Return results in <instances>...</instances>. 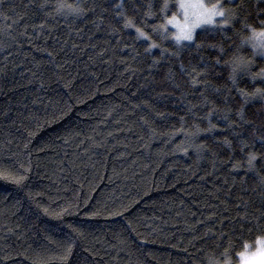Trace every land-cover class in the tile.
I'll return each instance as SVG.
<instances>
[{
  "label": "trees",
  "instance_id": "1",
  "mask_svg": "<svg viewBox=\"0 0 264 264\" xmlns=\"http://www.w3.org/2000/svg\"><path fill=\"white\" fill-rule=\"evenodd\" d=\"M45 2L0 3V174L16 178L31 169L29 182L48 200L42 206L55 201L53 208L56 204L68 208L73 213L65 217L69 224L75 225L96 212L103 214L97 217L103 228L105 216L117 218L115 214L123 212L131 235L122 232L111 237L100 231L99 244L96 238H89L86 247L97 264L100 260L103 264H238L245 245L253 247L257 240H264V186L254 178L255 173L246 171L247 155L255 152L262 157L264 152L258 144L251 147V136L246 137L249 147L243 154L231 135V150L211 144L208 123L200 119L205 116L200 110L202 101L184 74L193 67L211 72V67L204 69L199 59L187 62L189 42L177 46L172 38L177 31L172 25L164 34L152 30L165 24L159 18L156 0H130L139 11L134 13L126 5L128 19L135 24L128 29L123 21L116 22L112 7L107 8L102 23L100 17L93 18L100 24L97 28L92 20L65 19L54 10L47 15L39 10ZM56 2L47 0L49 4ZM97 2L108 4V0ZM167 2L169 18L178 17V4L183 0ZM150 3L153 14L143 19L148 11L145 5ZM245 5L243 12L237 10L245 19L233 23L235 32L225 33L230 40L212 36L203 39V29H196V42L216 47L201 52L193 48L191 54L205 57L211 65L219 58L222 46L229 50L225 60L239 56L252 61L251 74L237 78L238 87L251 93L264 88V81L253 83L251 79L264 68V57L253 56L247 45L241 47V37L249 35L244 22L259 30L257 17L264 18V0H245ZM136 27L158 45L150 57L145 51L148 44L136 39ZM178 47L184 49L179 58L165 61L161 49L177 52ZM133 50L134 55L121 54ZM152 60L164 66L153 67ZM54 64L65 80L67 72L73 76L92 73L98 78L71 112L65 106V89L54 79ZM230 74L226 66L223 79L212 78L211 83L222 90L230 89L235 96ZM169 80L179 84V90H174ZM52 89L59 93L54 100L49 95ZM208 99L215 101L211 95ZM42 101H52L50 112H43L47 104ZM215 103L221 114L234 118L235 107ZM188 107L198 118L187 113ZM261 108L258 101H253L245 112L249 120L264 129V119L258 115ZM33 116L39 117L38 125L33 123ZM212 124L218 129L226 127L215 114ZM76 125L79 136L68 137V144L61 143L57 133ZM197 127L201 130L198 137ZM261 134L256 131L257 136ZM225 135L215 133L218 141ZM50 137H56L57 143H46ZM193 142L205 145L215 159L207 152L198 159ZM42 146L50 150L41 151ZM232 165L240 167L245 175H230ZM256 168L264 176L259 160ZM4 187L11 189L12 185L0 183V188ZM11 213L10 206L0 203V256L7 249L11 257L5 256L6 264H73L78 251L75 248L72 256H65L62 245L42 249L33 243L32 234L23 240L9 235L5 241L7 232L20 227ZM52 239L58 241L57 237Z\"/></svg>",
  "mask_w": 264,
  "mask_h": 264
},
{
  "label": "snow or ice",
  "instance_id": "2",
  "mask_svg": "<svg viewBox=\"0 0 264 264\" xmlns=\"http://www.w3.org/2000/svg\"><path fill=\"white\" fill-rule=\"evenodd\" d=\"M259 2V0H258ZM2 3V0H0ZM235 5V9L226 8L225 5ZM126 5L131 6L134 13L139 10L136 8L134 3H130V0H108L107 6L98 3L97 0H57L55 4L47 3L40 5V11L45 12L47 15H51V11L54 10L57 16L64 17L65 19L71 17L74 20H80L84 22L85 19L92 20L93 24L99 28L100 24L97 23L94 17H100V23L106 18L107 8L112 7L114 12H116V22L119 23L123 21V27L125 29L135 27V24L128 19ZM156 6L160 7L161 16L160 19L165 20V24L152 29L160 34H164L168 31V25H172L177 29V34L172 38L175 40L176 45L180 46L184 41H188L189 44L186 46L188 49V54L185 59L189 64L192 63L193 59H199L201 62V67L204 69L211 67L212 71H197L196 67H193L191 71H185V75L192 89L198 93V97L202 101L200 110L205 112L204 117H200L201 122L207 121L208 129L207 132L211 134L209 140L211 144L215 145L217 148H226L231 150L233 148L232 140L228 139V135H231L232 139L236 141V146L239 148L240 152L243 154L244 149L248 148L249 145L246 143V137L251 136L254 138L251 147L259 145L261 152H264V129H261L254 121L247 118L245 108L248 104L253 101H258L262 108L259 110L258 115L261 119H264V88H255V91L249 93L237 85V78L244 75L251 74L252 61L245 60L242 57H235L233 60H225L229 54V50L224 47H219L218 55L219 58L215 60L214 63L209 64L205 57H193L191 52L194 48L197 52L206 50L207 48H215L216 45L211 44H200L197 41L196 29H203V39H207L212 36L215 39H225L230 40L229 37L225 35L227 31L235 32V28L232 26L233 23H240L244 20V17H239V12L245 10V0H183L178 4L179 9L182 12V21L176 15H172L169 18V3L167 0H156ZM148 11L143 15V19H147L151 16L153 4L145 5ZM189 9H196L191 14H189ZM99 10V11H98ZM118 10V11H116ZM239 10V12L237 11ZM239 17V18H238ZM219 18V20H218ZM258 28L252 27L250 24L244 22L243 28L249 32L246 37H241V47L247 45L252 49L253 56L264 57V18L257 17ZM43 28V25L41 26ZM136 39L144 40L148 46L146 48V55L151 56L154 48L158 47L155 43L150 42V37L140 27L135 28ZM117 35L118 33H112ZM168 37L165 36V39ZM78 47V46H77ZM183 48L178 47L177 52H168L165 49H161V55L165 58V61L172 58H179V53L183 51ZM122 55H134V50L132 52L125 53L122 51ZM49 58L51 59V54L49 53ZM102 55V54H101ZM224 61L222 64L221 61ZM153 67H163L158 60L150 61ZM264 63V60L261 61ZM229 67L231 69V74L228 79L231 81L233 87L236 89V95H231L230 89H221L216 87L211 83L212 78L223 79V72L225 68ZM183 68V64H181ZM219 68L220 71H215ZM53 71L56 72L54 79L57 84H60L62 88L65 89V106L69 109V112L73 109L80 96L87 95L91 92V86L94 85L98 78L92 73H85L81 75L77 73L73 76L71 72H67V79L57 72V66L53 65ZM134 74V73H132ZM151 75V72H149ZM163 75V73H161ZM171 77V74H169ZM174 79V77H172ZM252 82L255 83L256 80L264 81V68H260L258 73L251 76ZM171 84V80L168 81ZM174 90H179V84H171ZM45 85H41L43 89ZM51 88V85H47ZM56 89H52L49 95L53 97V100L58 95ZM75 94V95H74ZM149 98H151V91L147 92ZM215 97V101H210L209 96ZM239 97L240 99H237ZM216 101L225 105L226 107L231 105L236 108L234 118L230 119L227 113L221 114L220 109L216 107ZM70 102V103H69ZM46 103L47 107L43 109V112L47 113L52 110V101H42ZM86 103V101H85ZM210 109V110H209ZM187 113L192 116L193 119L198 118L196 112L192 107H188ZM220 116V119L226 122V127L223 129H218L216 125L212 124L213 115ZM163 115V114H161ZM63 117H61L62 119ZM166 119V117H164ZM32 121L34 124H39V117L33 116ZM183 117H181V123H183ZM79 125L75 127H68L62 132L57 133L59 141L63 144H68L71 141L68 137L75 139L79 136L77 129ZM217 131L225 133L223 140L218 141L216 139L215 133ZM256 131H260L262 134L257 136ZM201 134V130L197 127V132L195 135L198 137ZM46 143L56 144L57 138L50 137ZM194 151L197 158H202L207 152L212 155L215 159V154L211 153L210 149L206 148L203 144H198L193 142ZM42 146L41 151H48ZM185 155L187 151L185 150ZM234 159V157H232ZM247 169L249 173H255L254 178L264 186V176H260L259 170L256 168V162L259 160L261 166H264V156L258 157L255 152H251L247 155ZM31 169H25L24 173L16 178H10L7 175L0 174V183L11 184L12 188L7 187L0 188V203L4 207L12 208V215L17 217V221L20 227L17 228L15 232H7L5 234V241L9 235H15L19 240H23L25 236L32 234L33 243L39 248H48L53 245H62L65 256H72L73 249H77L76 256L73 258V264H97L95 259L91 258V255L86 247L89 242V238H96L99 244V233L103 231L105 234L111 237H115L117 233H127L131 235L132 229L127 220L124 219L123 212H117L115 217L103 218V228H101L98 216L103 215L102 213L93 212L92 215L86 216L84 220L73 225L66 222L65 217L72 215V211L68 208H61L60 205L56 204L53 208L52 201L47 207L42 206L48 203L45 193L43 191H36L33 185L29 182V173ZM215 171V166H214ZM230 175H245L241 168L232 165ZM243 183H247L244 181ZM242 200V197L240 198ZM237 203V201H233ZM79 207V205H77ZM237 207L240 208L239 203ZM246 207V205H245ZM59 209V210H57ZM243 221L244 218H241ZM216 221H213L215 224ZM27 229V231H25ZM52 237H57V240H53ZM257 247L255 251H247L248 245H245L246 253H241V260L243 264H264V240H257ZM11 247V246H9ZM139 247V245H138ZM186 251V250H185ZM5 256L11 258L7 249L5 250L4 256H0V264H6ZM99 264H103V260H100Z\"/></svg>",
  "mask_w": 264,
  "mask_h": 264
},
{
  "label": "rangeland",
  "instance_id": "3",
  "mask_svg": "<svg viewBox=\"0 0 264 264\" xmlns=\"http://www.w3.org/2000/svg\"><path fill=\"white\" fill-rule=\"evenodd\" d=\"M188 11H189V14H191L193 11H196V9H189ZM178 18H180L181 22H183V21H182V12H180ZM218 20H219V19H218ZM174 28H175V27H174ZM175 29H176V28H175ZM197 29H199V28H197ZM176 31H177V29H176ZM256 247H257V245H255V246H253V247H249V248L247 249V251H249V252H251V251H255ZM243 253H246V251H244ZM238 264H243V261L241 260V257H240V261H239Z\"/></svg>",
  "mask_w": 264,
  "mask_h": 264
}]
</instances>
